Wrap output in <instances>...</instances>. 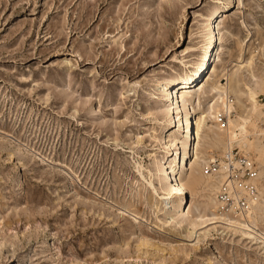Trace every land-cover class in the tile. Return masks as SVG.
Here are the masks:
<instances>
[{
    "label": "rangeland",
    "instance_id": "374dc122",
    "mask_svg": "<svg viewBox=\"0 0 264 264\" xmlns=\"http://www.w3.org/2000/svg\"><path fill=\"white\" fill-rule=\"evenodd\" d=\"M225 1L0 0V264H264V0H232L185 94L208 100L225 74L235 90L200 129L191 165L211 179L187 194L192 223L153 177L158 83L195 69L203 16ZM226 105L235 137L211 146Z\"/></svg>",
    "mask_w": 264,
    "mask_h": 264
},
{
    "label": "bare ground",
    "instance_id": "6f19581e",
    "mask_svg": "<svg viewBox=\"0 0 264 264\" xmlns=\"http://www.w3.org/2000/svg\"><path fill=\"white\" fill-rule=\"evenodd\" d=\"M231 2L232 0H226L222 6H214L213 9L203 16L202 24L205 38L195 69L191 72L161 80L157 86L159 95L163 97L165 102L166 125L164 139L166 146L161 157H155L154 163L157 173L153 177L157 178L160 189L164 192L161 204L164 208L170 210L172 219L179 217L191 223L194 221V216L189 217L190 208H187V194L200 192L204 184L211 179L207 177L208 175H205V167L207 166L205 160L201 163H196L195 166L191 165L192 161L197 158L198 151L202 148L200 129L207 115L217 119L214 116V111L217 109L219 101L223 102L224 100L225 104V93L227 91L230 93L235 92L233 88L228 86V78H226L227 74H225V84L223 79H221L210 86V99L201 101L200 96L196 93L197 91L191 93L188 98L185 97V94L199 87L216 60V55L222 42L221 20L226 15ZM206 68V72L198 81L199 76ZM203 104L206 106V111L201 112L200 108ZM225 114L229 120L228 128L223 129L222 126L216 125V131H213V128L210 129L213 131V135L210 136L211 146L214 140L220 139L219 142H221V139H225L226 142H229V139L235 137V125L230 120V105H226ZM175 131H178L177 136L174 135ZM214 144L215 146L217 145L215 142ZM206 153L208 154V152ZM187 169L186 179L183 180L181 174ZM223 179L233 190L236 189V184L233 183L229 175L223 176ZM150 184L154 187L152 181ZM154 189L156 190V188ZM237 196L238 194H236ZM213 204L216 205L217 202L214 201ZM201 218L202 216L199 214L195 216V219Z\"/></svg>",
    "mask_w": 264,
    "mask_h": 264
}]
</instances>
